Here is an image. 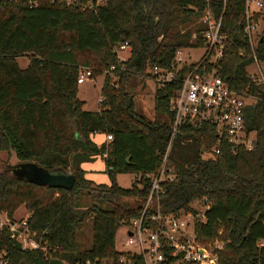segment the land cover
Here are the masks:
<instances>
[{"label":"trees","instance_id":"obj_1","mask_svg":"<svg viewBox=\"0 0 264 264\" xmlns=\"http://www.w3.org/2000/svg\"><path fill=\"white\" fill-rule=\"evenodd\" d=\"M260 1L252 11L262 26L251 45L244 32L246 0H0V150L9 148L17 161L74 176L64 189L0 169V213L12 218L22 205L29 229L48 251L22 249L0 228L6 264H127L120 259L144 264L140 253L118 249L115 241L120 226L139 216L148 175L159 167L172 119L169 98L177 84L154 87L150 119L135 110L136 94L127 91L137 88L135 78H143L151 66L167 67L177 48L203 44L206 9L221 17L225 35L216 73L231 88L253 96L244 124L255 142L233 151L215 126L183 124L168 155L174 178L160 183L159 212H192L197 242L223 241L218 264H264V85L247 69L264 60ZM123 41L130 46L123 70L104 75L97 109H84L76 96L78 68L90 67V78L101 75L115 61L114 45ZM24 54L27 64L20 67L16 58ZM95 133L110 134L111 140L97 144L91 139ZM214 146L218 153L212 152ZM96 155L104 161L108 183L84 175L81 163ZM117 172L135 173L129 187L117 184ZM81 197L96 203H80ZM153 211L151 206L143 216L149 226ZM87 217L91 242L84 247L77 234ZM171 249L162 241L157 264H172Z\"/></svg>","mask_w":264,"mask_h":264},{"label":"built area","instance_id":"obj_2","mask_svg":"<svg viewBox=\"0 0 264 264\" xmlns=\"http://www.w3.org/2000/svg\"><path fill=\"white\" fill-rule=\"evenodd\" d=\"M76 0H65L66 4ZM101 0H95L99 4ZM90 7V2L85 4ZM261 7L260 0H246L244 32L251 45H255L261 30L259 21L253 19V7ZM206 29L202 33L203 44L196 47H179L167 67L153 65L142 75L152 78L155 86L176 83L172 96L169 98V110L172 119L169 125L168 138L162 152L157 171L149 174L150 186L141 201V211L138 217L129 220L123 245L125 249L140 253L144 264H157L162 259V241L167 242L174 257L172 264H218V251L223 248V241L215 239L209 243H199L194 238L192 228L194 214L190 211H180L176 214L162 215L159 212L158 193L161 192L160 183L174 178V171L168 159L174 138L183 124L199 127L202 124L215 126L218 138L227 139L232 144V150L244 146L252 148L255 138L254 132L245 129L244 109L250 103L247 99L253 96L244 91L231 88L226 81L216 73L215 65L223 55L225 35L221 33V17L215 18L210 9H206L202 17ZM195 36V35H194ZM203 49V53L192 59L187 49ZM115 61L103 70L102 75H113V70L124 68L123 61L129 56L130 46L126 41L114 45ZM121 53L122 55H120ZM211 66V69L208 67ZM91 70L80 66L77 71L76 82L82 83L90 78ZM251 77L264 85V74L251 73ZM112 84L116 86L113 81ZM102 100L99 95L98 101ZM253 134V135H252ZM106 142L111 140L110 134H105ZM217 146L212 152L218 153ZM105 156V153H102ZM153 206V213L149 216L152 225L145 224L143 219L147 209ZM208 206L204 205V209ZM203 216V212L199 213ZM0 228H5L9 236L16 240L22 249L40 250L46 254L47 245L36 238V233L28 227L26 217L18 219L0 220ZM120 261L125 262L123 259ZM4 252L0 253V264H6ZM78 264V263H74ZM84 264H92L85 260Z\"/></svg>","mask_w":264,"mask_h":264},{"label":"rangeland","instance_id":"obj_3","mask_svg":"<svg viewBox=\"0 0 264 264\" xmlns=\"http://www.w3.org/2000/svg\"><path fill=\"white\" fill-rule=\"evenodd\" d=\"M258 8V7H253ZM262 26V20H258ZM203 49H187L185 53H189L191 55L192 59H197L202 53ZM122 55L121 53H119ZM18 65L20 67H24L27 64V54L21 55L16 58ZM86 67L85 65H81ZM90 68V67H89ZM248 71L251 75V73L254 74H264V60L263 61H257L252 63L248 68ZM103 73V72H102ZM94 75L93 78H86L82 83H79L77 86V98L79 100L83 101L82 107L87 110H96L97 109V103H98V97H99V90L101 83L103 81V75ZM135 81L137 83V94L135 95V110L142 114L146 119H150L152 115V95H153V89H154V82L152 78L146 77V78H139L136 77ZM131 89V88H130ZM129 89V91H130ZM139 95L142 96V98H139ZM253 99L248 98L247 101L251 102ZM103 134V133H101ZM253 135V134H252ZM97 140V138L95 137ZM98 144V143H97ZM17 162L16 157L14 156V153L8 148V149H1L0 150V169H3L5 165L12 164ZM86 166L87 169H89V177L92 180H95L94 183H108V177L107 173L105 172V166L104 161L101 158L100 155H96L93 160L86 161L85 163H81V167ZM59 169V168H58ZM173 170V169H172ZM135 173L133 172H117L115 174V181L117 184L121 187H129L132 180L134 179ZM85 202H92V199L86 197H81L80 203ZM92 203H96L94 200ZM28 214V211L20 205L12 214V218H8L4 213H0V220L2 219L5 221V219H18L22 217H26ZM127 227L122 225L119 228V231L117 232V238H116V247L118 249H125V246L123 245V240L125 238ZM77 240L80 243L81 246L87 247L90 245L91 242V218L87 217L84 221L81 230L77 234ZM62 263H65V261L62 260ZM102 264V263H101Z\"/></svg>","mask_w":264,"mask_h":264},{"label":"water","instance_id":"obj_4","mask_svg":"<svg viewBox=\"0 0 264 264\" xmlns=\"http://www.w3.org/2000/svg\"><path fill=\"white\" fill-rule=\"evenodd\" d=\"M127 94H137L136 88L131 87L130 91H127ZM3 171L37 185L68 189L74 182V176L71 171L62 168L58 169V167L47 169L33 161H17L7 164L3 168Z\"/></svg>","mask_w":264,"mask_h":264},{"label":"crops","instance_id":"obj_5","mask_svg":"<svg viewBox=\"0 0 264 264\" xmlns=\"http://www.w3.org/2000/svg\"><path fill=\"white\" fill-rule=\"evenodd\" d=\"M95 137L97 138V140L95 139ZM91 139L95 142V143H101L102 141H104V139H105V135L104 134H101V133H95V134H93L92 136H91ZM83 163H85V162H83ZM82 168V167H81ZM84 171H85V177H89V169H87L86 168V166H83V168H82ZM88 179H90V178H88ZM90 180H92V179H90ZM92 181H94V182H96L95 180H92ZM104 183H107V182H104Z\"/></svg>","mask_w":264,"mask_h":264}]
</instances>
